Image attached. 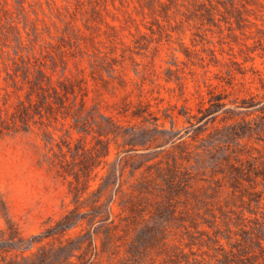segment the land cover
Returning <instances> with one entry per match:
<instances>
[{"label": "rangeland", "instance_id": "obj_1", "mask_svg": "<svg viewBox=\"0 0 264 264\" xmlns=\"http://www.w3.org/2000/svg\"><path fill=\"white\" fill-rule=\"evenodd\" d=\"M0 264H264V0H0Z\"/></svg>", "mask_w": 264, "mask_h": 264}, {"label": "trees", "instance_id": "obj_2", "mask_svg": "<svg viewBox=\"0 0 264 264\" xmlns=\"http://www.w3.org/2000/svg\"><path fill=\"white\" fill-rule=\"evenodd\" d=\"M14 71H16V70H14ZM44 82H46L47 84H50V82H51L50 77H48L42 69H39L38 70V82H36L37 84L35 82H31V83L29 82L30 83V92L27 93L28 104L23 105L22 110L19 113H17L18 117L20 119H22V121H25L24 119H26V117L30 114L29 109L32 106L31 95L34 92L36 93L37 99H36L35 105H33V106L34 107H36V106H39V107L44 106L45 107L46 106L47 110H45V111H48L52 115H56L57 110L52 107L51 103L47 102V97H51V93L49 92V90H52V94H53V97L55 99V103H58L59 104L58 106H60V108L66 109L68 107L64 104V101L68 99L69 93L74 94L73 88H71V86H69V84L67 85L66 83H64L63 81H60V80L57 81L58 88L55 86L45 87L43 85ZM35 85L37 86L36 88H35ZM84 104H85V101L83 98H81L78 115H81L82 112L84 111ZM67 114L68 113L66 112V115ZM261 248H263V247H261ZM236 260L238 261L237 263L241 262V260H239V258H237Z\"/></svg>", "mask_w": 264, "mask_h": 264}]
</instances>
